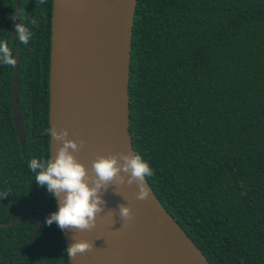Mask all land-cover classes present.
Masks as SVG:
<instances>
[{"label":"trees","instance_id":"1","mask_svg":"<svg viewBox=\"0 0 264 264\" xmlns=\"http://www.w3.org/2000/svg\"><path fill=\"white\" fill-rule=\"evenodd\" d=\"M16 6L28 45L12 41ZM52 8L0 0L25 133L23 150L13 67L0 65V223L39 217L41 264H70L62 230L45 222L56 200L28 169L50 158ZM132 40L130 130L152 190L212 264H264V0H138ZM35 227H0V264H38Z\"/></svg>","mask_w":264,"mask_h":264},{"label":"water","instance_id":"2","mask_svg":"<svg viewBox=\"0 0 264 264\" xmlns=\"http://www.w3.org/2000/svg\"><path fill=\"white\" fill-rule=\"evenodd\" d=\"M138 0H53L50 51V127L69 131L70 140L85 142L73 153L91 170L98 155H135L130 130V72L133 32ZM19 8L13 19L16 36ZM13 67L12 102L14 123L25 149L24 123L19 106V53ZM62 142L50 137V157ZM150 196L136 198L138 185L112 184L103 199L105 211L96 227L80 230L93 245L70 264H212L193 239L160 202L149 181ZM56 206L58 210V200ZM132 209L131 221L121 219L119 205ZM36 223L33 241L41 264L37 234L39 217L17 218L0 227L19 222ZM66 249L77 242L74 229L62 231ZM74 237V239H72ZM70 259V258H69Z\"/></svg>","mask_w":264,"mask_h":264},{"label":"clouds","instance_id":"3","mask_svg":"<svg viewBox=\"0 0 264 264\" xmlns=\"http://www.w3.org/2000/svg\"><path fill=\"white\" fill-rule=\"evenodd\" d=\"M46 0H38L44 4ZM36 25V19L31 20ZM17 37L21 43L28 45L33 33L23 23L16 26ZM17 63L13 52L6 41H0V65L15 67ZM44 134L62 142V147L57 150L55 157L47 160L33 158L28 163V169L35 174V181L46 187L48 193L58 200V210L46 218V224L51 226L56 223L63 231L65 229H79L91 231L96 227L97 217L105 211L106 201L103 193L107 192L110 185L119 184L132 186L138 185L136 198L144 201L150 196V189L146 184V177L155 173L149 163L140 154L135 155L120 153L119 155H98L92 161L91 170L80 163L73 154L79 152L85 142L68 139L69 131H62L51 126L44 130ZM7 194L0 196V199ZM121 219L131 221L134 218L132 209L119 205ZM74 239V237H72ZM93 249L87 241H78L66 249L70 260L78 254H84Z\"/></svg>","mask_w":264,"mask_h":264},{"label":"bare ground","instance_id":"4","mask_svg":"<svg viewBox=\"0 0 264 264\" xmlns=\"http://www.w3.org/2000/svg\"><path fill=\"white\" fill-rule=\"evenodd\" d=\"M74 231H75V238H76L77 242L78 241H85V239H84V237L81 234L79 229H74ZM86 254H87V252H86ZM84 261H85L86 264H90V260L88 258V255L85 256Z\"/></svg>","mask_w":264,"mask_h":264}]
</instances>
